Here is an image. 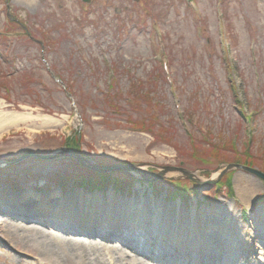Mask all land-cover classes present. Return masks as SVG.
Returning a JSON list of instances; mask_svg holds the SVG:
<instances>
[{
  "label": "rangeland",
  "instance_id": "1",
  "mask_svg": "<svg viewBox=\"0 0 264 264\" xmlns=\"http://www.w3.org/2000/svg\"><path fill=\"white\" fill-rule=\"evenodd\" d=\"M148 90L154 110L143 98ZM0 112L36 119L0 135V159L8 163L68 147L74 134L73 146L103 166L138 163L150 171L183 163L199 179H215L218 159L264 153V0H0ZM47 117L56 124L41 127ZM86 173L98 174L66 157L23 160L0 168V196L30 202L101 194L107 212L142 196L169 214L179 243L161 242L157 251L125 218L118 222L140 245L93 231L78 236L59 229L56 218L46 219L49 227L34 224L18 205L13 216L0 212V264H264V206L257 204L264 181L257 176L230 173L229 196L216 184H195L200 191L184 179L152 187L119 170L86 186ZM247 183L256 193L249 206L238 195ZM215 220L228 228L225 244L230 233L226 249L206 242Z\"/></svg>",
  "mask_w": 264,
  "mask_h": 264
},
{
  "label": "bare ground",
  "instance_id": "2",
  "mask_svg": "<svg viewBox=\"0 0 264 264\" xmlns=\"http://www.w3.org/2000/svg\"><path fill=\"white\" fill-rule=\"evenodd\" d=\"M33 120H36L35 117L29 114L0 112V135L10 130L12 127L17 128L21 126L22 123L29 121L31 122ZM60 123L63 122L61 121ZM54 124H56V122L52 121L51 118L47 117L46 119H43V124L41 127L51 126ZM55 151H59V150L57 149ZM131 155H132V150L131 151L128 150L127 156H131ZM240 182H242V180ZM238 195L239 198L248 206L252 203L253 200L256 199L255 189L249 183H247L246 185H239ZM27 197L28 199L32 198L30 196ZM27 197L21 196L19 199L17 198L13 200L12 197L9 198V197L0 196L1 198L0 212H3L4 214L9 216H13V213H11V211L14 212L15 210H17L19 208L17 206L19 205L24 208L22 213L26 212L32 215L31 218L34 224L39 223L38 225L41 224L49 227L48 225L49 222L46 221V219L56 218L59 219L57 221L58 224H56V226L59 229L63 228L64 230L66 229L67 231L71 230L72 232H75L78 236H84L86 234L92 235V232L90 231H93L95 232L93 235L99 234L98 236H100L101 238L105 237L113 240H122V242L125 241V244L132 243L133 244L132 246H134L133 242L140 245V240L137 237L140 236V238H143L145 240L144 242L147 245L156 244L155 248L157 251L163 250V248H159L160 247L159 244H161V242L169 247H171V244L173 243L174 244L179 243L175 240V237H173V235H175L174 234L175 225H173V221L169 222L168 220L167 222L166 220V215L168 216L169 214L166 213L165 215L164 208L160 206H158L157 209L155 210H153V208L150 209V207H147V204L145 203V200L142 196L138 200L130 198L128 199V202L124 201L123 204L119 202L116 204L117 206L115 207L111 206L110 208L112 209L109 210L108 212L104 210L105 207H101V204L103 203L101 194L98 195L92 194L91 197L82 196V197H75L72 199H61V200L59 196L57 198L47 196V198H42V199L35 198L34 201L32 200L30 202L24 201V199H26ZM122 205H123V209L120 208V206ZM51 208H54V210L49 212ZM107 208H108V204L106 209ZM116 209L118 211H116ZM56 212H58V214H54ZM48 213L49 215H47ZM114 214L119 215L120 218L119 217L116 218ZM100 216H105L106 220L101 219ZM97 217L98 219H100L99 222L97 221ZM123 218H125L126 223L129 225V226L126 225L129 228V230L131 229L132 231H134V233L137 234V236L133 235L131 232L130 233L133 236L132 235L130 236V234H127L125 231H123L125 228L124 225L118 222L119 219H121L122 221ZM112 219L114 220V222ZM215 221L217 222L212 221L211 222L212 225H210L209 227V229H212V237L211 235H209V237H207L206 242L209 245H213V246L217 245L219 246V248L226 249L227 246L231 244L230 242L231 236L229 235L230 233H228V236L226 237L228 238V243L225 244L223 238L225 237V233L228 231V228L225 227V225H223V227L219 226V221L218 220ZM166 227L167 229L171 228L169 230L171 231L170 233L169 231L166 230ZM150 229L153 230L155 229L156 232L153 234L147 232ZM208 233L209 232H207L206 235H208ZM218 235L220 236V240H218ZM160 237H162L161 238L162 241H158ZM215 240L219 242H215ZM204 245L205 244L203 243V247ZM207 246L208 245H206V247ZM256 246H260V244H256ZM169 247H166L164 250L168 251ZM203 249L213 251L212 247L210 246Z\"/></svg>",
  "mask_w": 264,
  "mask_h": 264
},
{
  "label": "water",
  "instance_id": "3",
  "mask_svg": "<svg viewBox=\"0 0 264 264\" xmlns=\"http://www.w3.org/2000/svg\"><path fill=\"white\" fill-rule=\"evenodd\" d=\"M85 3H90L91 0H82ZM59 151H53L49 154H39L35 152H26L22 154L15 162L8 163L4 160L0 159V168L10 166L14 163H18L23 160L27 159H37L42 161H55L59 160L60 158H70L77 163L81 164L85 168L92 170L95 173L98 174H110V172L114 171H123L125 174L132 176L140 181H146V182H157L160 180H170V181H178V180H189L191 182H194L198 185H205V184H215L217 183L226 173L233 169H241L245 170L249 173H252L253 175L259 177L261 180L264 181V172L246 167L243 165H237V164H222L219 166L214 172L219 173L218 178L214 179L213 177L208 178L207 180L199 179L196 174L193 171H189L185 168H183V163H181V167H160V166H152L155 170H148L143 167L142 164L138 163H132V164H117L113 166H103L101 164H98L94 162L92 159H90L87 155L83 154L79 150L69 149L67 147H62L58 149ZM171 175H177V176H171Z\"/></svg>",
  "mask_w": 264,
  "mask_h": 264
},
{
  "label": "trees",
  "instance_id": "4",
  "mask_svg": "<svg viewBox=\"0 0 264 264\" xmlns=\"http://www.w3.org/2000/svg\"><path fill=\"white\" fill-rule=\"evenodd\" d=\"M12 24V23H11ZM154 78H156V77H154ZM157 79V78H156ZM113 81V85H114V82H115V79H113L112 80ZM141 84H143V83H141L140 82V85ZM113 87V86H112ZM111 87V88H112ZM152 91L151 90H148L146 93H143V98H144V100H145V103L146 104H148L149 106H150V108H151V110H154L155 109V105L152 103V98L151 97H149V95H150V93H151ZM128 96H129V100L131 101V104L132 103H137V99H136V97H134V93H133V91H129L128 92ZM119 97H122V94H120V96ZM118 97V98H119ZM139 98H141V95H138V99ZM154 120V119H153ZM144 129H148V128H144ZM151 133H152V130H151ZM76 140L77 139H74V142H76ZM164 140V143H168V142H170L171 140L168 138V137H166L165 139H163ZM69 146H72L74 143L73 142H71V141H69V143H67ZM212 147V146H211ZM252 148H253V146H252ZM203 155V154H202ZM258 156L259 157H257L256 156V154L254 155L253 153H252V151H250V152H248V153H243L242 155H240V154H236V156H235V158H237L236 160H229V161H232V162H238V163H243V164H245V165H247V166H251V167H254V166H259L261 169H262V167L259 165L260 163H262V162H264V161H262V162H257L256 160H264V153H262V154H258ZM203 157H205V155H203ZM218 160H223V161H218L217 163H223L224 161H226L225 159H218ZM202 161V160H201ZM203 162V165H204V161H202ZM202 162H200L201 164H202ZM174 193H176V192H174ZM173 194V193H172ZM179 194H181L180 192H179ZM178 193L176 194V195H179ZM173 195H175V194H173Z\"/></svg>",
  "mask_w": 264,
  "mask_h": 264
}]
</instances>
